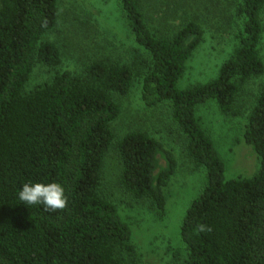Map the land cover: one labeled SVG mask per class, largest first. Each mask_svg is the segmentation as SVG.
Returning a JSON list of instances; mask_svg holds the SVG:
<instances>
[{
	"label": "trees",
	"instance_id": "16d2710c",
	"mask_svg": "<svg viewBox=\"0 0 264 264\" xmlns=\"http://www.w3.org/2000/svg\"><path fill=\"white\" fill-rule=\"evenodd\" d=\"M237 1V46L214 79L179 89L187 60L204 41L199 14L175 4L163 10L151 0H116L132 43L149 57L142 101L147 107L168 103L186 155L206 172L180 224L183 264H264V83L244 127L260 162L250 177L225 178L196 116L197 106L210 100L223 115L236 114L241 86L264 73V0ZM57 18V0H0V264H131L120 256L133 249L130 227L101 188L115 143L111 125L120 114L113 94L129 91L134 69L101 56L79 74L55 71L25 91L36 63H61L58 47L43 41ZM115 150L124 192L163 214L165 187L177 167L173 150L144 131L127 132ZM28 181L60 183L66 207L25 204L18 193Z\"/></svg>",
	"mask_w": 264,
	"mask_h": 264
},
{
	"label": "rangeland",
	"instance_id": "374dc122",
	"mask_svg": "<svg viewBox=\"0 0 264 264\" xmlns=\"http://www.w3.org/2000/svg\"><path fill=\"white\" fill-rule=\"evenodd\" d=\"M157 1L151 0L152 6L163 10L168 4L194 9L204 25V41L187 60L177 87L185 89L214 79L238 44L236 29L240 23L234 16L238 1ZM57 7V23L43 41L58 47L61 63L56 68L36 63L25 91L43 85L55 71L70 70L79 74L89 61L101 56L121 61L134 69L129 91L124 95L113 94L120 107V114L111 125L114 142L129 131H144L173 150L177 167L165 187L166 210L158 214L147 201L136 200L124 192L119 183L120 159L115 143L105 158L102 194L115 204L131 230L133 249L121 252L122 258L131 264H183L187 250L180 238V224L190 203L206 184L205 169L195 166L186 155L184 136L172 120L168 103L147 107L142 101V77L148 68L149 57L132 43L116 0H57ZM261 20L263 34L259 51L264 63V8ZM263 83L264 73L241 86L234 106L236 114L223 115L214 100L196 108V116L224 164L226 179L250 177L259 168L258 155L244 140V127L254 96Z\"/></svg>",
	"mask_w": 264,
	"mask_h": 264
},
{
	"label": "clouds",
	"instance_id": "9594fccd",
	"mask_svg": "<svg viewBox=\"0 0 264 264\" xmlns=\"http://www.w3.org/2000/svg\"><path fill=\"white\" fill-rule=\"evenodd\" d=\"M19 199L27 205H42L46 210L64 209L67 204L64 187L57 182L28 181L18 193ZM204 230V226H200Z\"/></svg>",
	"mask_w": 264,
	"mask_h": 264
}]
</instances>
